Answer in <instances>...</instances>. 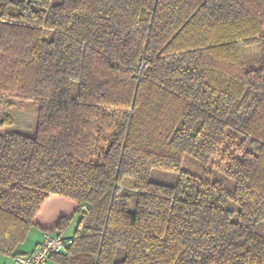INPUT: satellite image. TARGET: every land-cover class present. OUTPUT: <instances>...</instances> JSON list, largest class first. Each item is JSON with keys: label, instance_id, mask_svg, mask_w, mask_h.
<instances>
[{"label": "trees", "instance_id": "1", "mask_svg": "<svg viewBox=\"0 0 264 264\" xmlns=\"http://www.w3.org/2000/svg\"><path fill=\"white\" fill-rule=\"evenodd\" d=\"M74 220L55 264H264V0H0V254Z\"/></svg>", "mask_w": 264, "mask_h": 264}, {"label": "rangeland", "instance_id": "2", "mask_svg": "<svg viewBox=\"0 0 264 264\" xmlns=\"http://www.w3.org/2000/svg\"><path fill=\"white\" fill-rule=\"evenodd\" d=\"M60 0H52V2H57ZM243 59L247 63V67L254 66L257 67L259 62L258 59L260 57L259 50L254 48H243L242 49ZM255 61V62H254ZM12 130L22 132L25 134H33L34 133V116L30 114L28 111H20L16 117L15 124L11 127ZM215 164V165H214ZM187 169L192 171L200 170V166L194 163H187ZM207 167L212 170V181L221 182L227 190H234L235 183L234 181L227 176L226 174V165L219 160H211L208 166H203L204 170H207ZM151 181L163 183V184H176L178 181V174L174 172H167L160 169H154L150 173ZM231 208L237 209L238 206L236 204L231 203ZM129 209L132 211L134 209V201H131L129 204ZM77 221L74 220L69 229L66 231L65 235H71L74 233L76 228ZM257 231L264 235V224L261 223L257 227Z\"/></svg>", "mask_w": 264, "mask_h": 264}, {"label": "built area", "instance_id": "3", "mask_svg": "<svg viewBox=\"0 0 264 264\" xmlns=\"http://www.w3.org/2000/svg\"><path fill=\"white\" fill-rule=\"evenodd\" d=\"M86 209L85 206H82V210ZM70 242L71 240L66 239L58 230L45 233L44 241L40 247L34 252L15 256V264H48L51 257L62 253Z\"/></svg>", "mask_w": 264, "mask_h": 264}, {"label": "crops", "instance_id": "4", "mask_svg": "<svg viewBox=\"0 0 264 264\" xmlns=\"http://www.w3.org/2000/svg\"><path fill=\"white\" fill-rule=\"evenodd\" d=\"M66 233V232H65ZM64 237H71V235H65ZM45 233L41 232L37 229H32L27 237V240L19 245V247L16 249V254H25V253H31L36 251L40 245L44 241ZM0 264H15V257L14 256H5L3 254H0ZM48 264H55L54 262L50 261Z\"/></svg>", "mask_w": 264, "mask_h": 264}]
</instances>
